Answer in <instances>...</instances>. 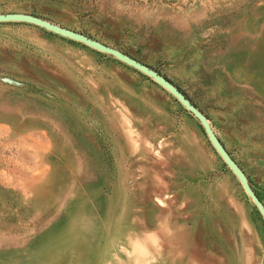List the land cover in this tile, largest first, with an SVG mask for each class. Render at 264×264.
Returning a JSON list of instances; mask_svg holds the SVG:
<instances>
[{"label": "rangeland", "instance_id": "rangeland-1", "mask_svg": "<svg viewBox=\"0 0 264 264\" xmlns=\"http://www.w3.org/2000/svg\"><path fill=\"white\" fill-rule=\"evenodd\" d=\"M13 12L169 79L264 205V0H0ZM200 261L264 264L263 217L201 122L111 54L0 22V264Z\"/></svg>", "mask_w": 264, "mask_h": 264}, {"label": "water", "instance_id": "water-1", "mask_svg": "<svg viewBox=\"0 0 264 264\" xmlns=\"http://www.w3.org/2000/svg\"><path fill=\"white\" fill-rule=\"evenodd\" d=\"M4 21H15V22H26L41 26L49 31H52L56 34L61 36L70 38L72 40H76L82 42L96 50L101 52H105L108 54L113 55L115 58L119 59L120 61L140 70L141 72L145 73L146 75L152 77L157 83L167 89L170 93H172L181 103L182 105L189 110L193 115L201 122L203 125L206 134L213 144L214 148L220 154L224 162L230 167V169L234 172L237 176L239 181L241 182L244 190L247 194L251 197L252 201L257 206L258 210L260 211L263 220H264V205L261 200L258 198L254 190L251 188L248 179L242 169L238 166V164L232 159L229 153L226 151L224 146L221 144L220 140L217 138L215 133L213 132L208 119L206 116L193 104L191 101L184 95V93L177 88L169 79L162 76L153 68L149 67L148 65L134 59L133 57L125 54L124 52L108 46L104 43L99 42L81 32L66 28L64 26L55 24L47 19L41 18L39 16L29 14V13H0V22Z\"/></svg>", "mask_w": 264, "mask_h": 264}, {"label": "crops", "instance_id": "crops-1", "mask_svg": "<svg viewBox=\"0 0 264 264\" xmlns=\"http://www.w3.org/2000/svg\"><path fill=\"white\" fill-rule=\"evenodd\" d=\"M201 246H198V245H195V246H190L188 249V251L190 252V253H193V251H195V252H199V253H202V251H201V249L202 248H200ZM187 252V251H186ZM202 258V257H201ZM203 258H204V256H203ZM194 264H206L205 262L204 263H202L201 261L199 262V263H194Z\"/></svg>", "mask_w": 264, "mask_h": 264}]
</instances>
